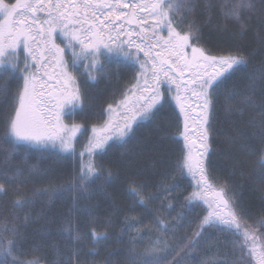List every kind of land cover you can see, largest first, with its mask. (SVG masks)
<instances>
[{"label":"snow or ice","instance_id":"snow-or-ice-1","mask_svg":"<svg viewBox=\"0 0 264 264\" xmlns=\"http://www.w3.org/2000/svg\"><path fill=\"white\" fill-rule=\"evenodd\" d=\"M201 4L209 19L218 8L223 19L232 22L236 31L225 23L219 37V43L230 40V47H214L194 20L177 19L194 17ZM254 18L264 30V0H0V78L7 74L18 82L14 93L0 86V99L6 97L10 103L0 120V143L75 155L77 135L87 136L89 130L81 124H65L63 116L65 108L83 102L80 70L84 69L87 82L116 57L139 68L122 98L107 105L108 119L91 127L85 149L89 163L81 167L78 183L68 188L49 184L34 190L33 196L50 199L61 190L88 192L101 171L92 157L110 147V140L122 144L135 140L141 127L156 124L175 102L176 123L171 126L183 138V145L174 170L181 176L186 171L196 187L175 197L179 185L169 186L165 182L169 177L157 185L159 191L150 192L146 184L134 183L129 188L134 203L128 212L135 213L139 207L142 213L125 215V254L120 259L109 254L106 264H264V214L249 225L247 211L229 195L228 188L213 187L208 159L209 115L221 90L253 58L236 43V37L251 30ZM248 80L247 94L239 100L257 112L250 123L259 129L264 144V64ZM234 98L235 93L229 97ZM175 142L180 143L179 139ZM85 151L79 155L83 157ZM160 163H165L163 157ZM260 168L264 173V148ZM20 176L19 170L14 175L0 173V199L10 192L16 195L13 209L17 211L33 204L32 198L20 195L24 184ZM209 192L211 199L206 196ZM154 202H158L155 207ZM200 202L207 208L190 219ZM70 217L71 210L66 230L72 233ZM29 219L25 214L0 223V264H42L40 259H22L26 253L19 247L16 225ZM88 235L93 241L85 254L89 258L81 259L79 250L64 258L55 250L49 264H96V245L106 241L108 234L92 227ZM74 238H83L78 227ZM138 247L143 251H137Z\"/></svg>","mask_w":264,"mask_h":264},{"label":"trees","instance_id":"trees-1","mask_svg":"<svg viewBox=\"0 0 264 264\" xmlns=\"http://www.w3.org/2000/svg\"><path fill=\"white\" fill-rule=\"evenodd\" d=\"M210 16L211 19L201 4L194 17L184 15L177 19L184 18L190 22L194 20L201 26L205 39L214 47H230V40L228 43H219L222 34L220 27L227 23L229 29L235 32L234 25L223 19L218 8L213 9ZM236 43L244 48L246 55L252 54L253 58L246 70L236 73L228 81L215 101V110L209 117L212 130L208 159L211 160L214 176L212 181L228 188L229 195L234 196V200L247 211L248 223L251 225L264 214V173L260 168V152L264 144L259 129L250 123L258 117L257 112L240 103L239 97L247 94L249 75L256 74L260 65L264 64V52L261 51L264 47V30L258 19L251 21V30L242 38L237 34ZM138 69L137 65L123 57H116L105 63V70L97 74L95 79L89 78L87 82L84 69L80 70L78 80L83 102L64 115L65 124H81L89 130L87 136H77L75 155H56L54 151H40L22 144L12 148L0 143V173L14 175L19 170L20 179L24 180L20 195L33 199L32 206L22 211L13 209V202L17 198L13 193L0 199V223L12 221L13 216H30L27 222L21 220L16 225L20 232L17 238L19 247L26 253L22 259H40L42 264H49L55 250L64 258L76 250L80 251L81 259L89 258L85 254L93 247V241L88 235L92 227L108 234L106 241L96 245L99 252L95 257L96 264H106L109 254L120 259L127 248L124 217L142 213V208L139 207L135 209V213L128 212L134 203L129 195V188L134 183L146 184L150 192L159 191L157 185L164 177H169L165 181L169 186L179 185L178 191L174 193L175 197H182L195 188V181L186 171L181 176L174 170L181 156L183 138L171 126L176 123L172 111L175 102L172 101V108L164 110L161 120L156 124L146 123L138 130L135 140L127 144L120 141L111 143L105 151L97 152L92 157V162L101 171L100 179L90 183L88 192L61 190L50 199L33 196L34 190L47 188L49 184L57 188L61 185L68 188L78 183L80 169L85 165L83 161H87L86 154L79 157L80 147L87 144L91 137V127L100 126L107 120V105L122 98L123 90L135 82L133 77L138 74ZM0 86L9 87L14 93L18 82L4 74L0 78ZM233 93L236 98L229 99ZM9 107L6 97L0 99V120ZM176 111L178 112V108ZM170 117L171 123H165ZM182 127L181 118V130ZM2 133L3 126L0 124V135ZM175 139H179L180 143L177 144ZM162 157L164 164L160 163ZM157 205L158 202H154L152 206ZM204 209L206 208L200 203L190 219L200 215ZM69 210L74 225L72 233L66 230ZM147 222L145 217V223ZM75 227L82 234L83 238L80 240L74 238ZM137 251H143V248L138 247Z\"/></svg>","mask_w":264,"mask_h":264},{"label":"rangeland","instance_id":"rangeland-1","mask_svg":"<svg viewBox=\"0 0 264 264\" xmlns=\"http://www.w3.org/2000/svg\"><path fill=\"white\" fill-rule=\"evenodd\" d=\"M38 15L39 16H41V17H43V13H38ZM60 39H63L62 37L60 38ZM66 56H68V53H66ZM141 56H143V54H141ZM138 72H139V69H138ZM165 87H166V85H165ZM162 90H163V88H162ZM78 106H80V104H78V105H76V107H78ZM75 107V108H76ZM72 109H74V108H72L71 106H69L68 108H65V110H64V115H65V113H67L68 111H70V110H72ZM209 117H210V115H209ZM116 119H119V117H115ZM107 119H108V117H107ZM63 120H64V116H63ZM64 122H65V120H64ZM69 126L71 125V124H68ZM77 136H79V134L77 135ZM76 140H77V138H76ZM115 142H117V140H115V139H113V140H110L109 141V144H111V143H115ZM75 143H76V141H75ZM88 143V142H87ZM86 146H87V144H84V145H82L81 147H80V152H82V151H85V149H86ZM75 149H76V146H75ZM77 151V150H76ZM85 154H86V157H87V161L85 160V162L83 161L84 160V158H82L81 160L83 161V164H88L89 162V158H88V155H87V153H86V151H85ZM79 157H81L80 155H79ZM84 157V156H83ZM92 162V161H91ZM212 184H213V187L214 188H219L220 186L218 185V184H216L215 182H213L212 181ZM195 187H196V185H195ZM206 196H207V198L208 199H211L212 198V193L211 192H209V193H207L206 194ZM205 208H207V205L206 204H203V202H200Z\"/></svg>","mask_w":264,"mask_h":264}]
</instances>
